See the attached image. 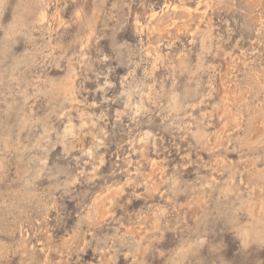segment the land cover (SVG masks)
<instances>
[{
	"label": "rangeland",
	"instance_id": "374dc122",
	"mask_svg": "<svg viewBox=\"0 0 264 264\" xmlns=\"http://www.w3.org/2000/svg\"><path fill=\"white\" fill-rule=\"evenodd\" d=\"M0 264H264V0H0Z\"/></svg>",
	"mask_w": 264,
	"mask_h": 264
}]
</instances>
